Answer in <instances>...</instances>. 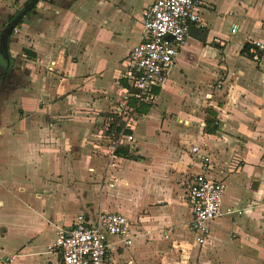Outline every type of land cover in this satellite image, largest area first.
<instances>
[{"label": "crops", "instance_id": "crops-1", "mask_svg": "<svg viewBox=\"0 0 264 264\" xmlns=\"http://www.w3.org/2000/svg\"><path fill=\"white\" fill-rule=\"evenodd\" d=\"M29 1L0 0V33ZM152 2L35 0L13 27L0 55V264H63L46 250L55 227L99 212L131 220L130 245L107 237L119 264H264V0H201L146 104L126 71ZM256 42L254 60L242 49ZM119 134L133 136L117 144L129 156L111 158ZM201 173L224 185L227 211L198 243L187 188Z\"/></svg>", "mask_w": 264, "mask_h": 264}, {"label": "built area", "instance_id": "built-area-1", "mask_svg": "<svg viewBox=\"0 0 264 264\" xmlns=\"http://www.w3.org/2000/svg\"><path fill=\"white\" fill-rule=\"evenodd\" d=\"M200 9L201 0H153L142 10L143 32L140 41L128 53L126 71L133 87L131 95L138 102H152L153 89L164 84L187 41L190 27L199 23ZM236 29L237 24H232L230 31L234 33ZM256 45L249 44L248 49L254 60L258 59L261 48L258 42ZM116 113L123 111L119 108ZM122 137L133 141L132 135L119 134L110 145L111 158ZM196 151L193 147L192 153ZM224 191L220 181L203 173L196 175L187 188L190 227L198 243L204 242L210 222L226 213L222 207ZM110 235L118 236L124 245H130L134 238L131 220L120 213L99 212L95 222L90 223L82 213H77L69 226L55 227L54 238L46 250L58 253L63 264H119L107 254V237Z\"/></svg>", "mask_w": 264, "mask_h": 264}, {"label": "water", "instance_id": "water-1", "mask_svg": "<svg viewBox=\"0 0 264 264\" xmlns=\"http://www.w3.org/2000/svg\"><path fill=\"white\" fill-rule=\"evenodd\" d=\"M34 1L35 0H30L28 3H26V5L24 6V9L20 13H18L13 19H11L7 23L5 28H3L2 32L0 33V55H1V58L9 59L8 58V56H9L8 55V53H9V49H8L9 36L13 30V27L19 22V20L26 13V11L30 8V6L32 5V3ZM2 65H3V63H1V61H0V66H2ZM6 68H7V63L5 65V69Z\"/></svg>", "mask_w": 264, "mask_h": 264}, {"label": "trees", "instance_id": "trees-1", "mask_svg": "<svg viewBox=\"0 0 264 264\" xmlns=\"http://www.w3.org/2000/svg\"><path fill=\"white\" fill-rule=\"evenodd\" d=\"M248 49H249V44H245L244 45V47H243V49H242V52H244L245 54H247L248 56H251V54H249L248 53ZM132 104V103H131ZM143 107H139V108H137L138 110H140V109H142ZM114 125H116V127L114 126ZM115 127V132L116 133H119V132H121L123 129H124V126H125V124H124V122H122V121H117V122H112L111 124H110V127ZM109 127V128H110ZM124 132H128V130L127 129H125V130H123ZM115 155H122V156H129V154H128V150H127V148L126 147H117L116 149H115Z\"/></svg>", "mask_w": 264, "mask_h": 264}, {"label": "rangeland", "instance_id": "rangeland-1", "mask_svg": "<svg viewBox=\"0 0 264 264\" xmlns=\"http://www.w3.org/2000/svg\"><path fill=\"white\" fill-rule=\"evenodd\" d=\"M3 261H4V259H3ZM5 262V261H4ZM5 264V263H4Z\"/></svg>", "mask_w": 264, "mask_h": 264}]
</instances>
